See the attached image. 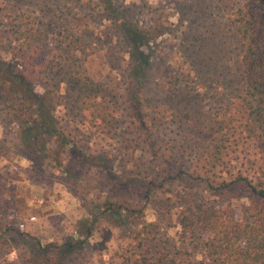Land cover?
<instances>
[{
    "label": "rangeland",
    "instance_id": "obj_1",
    "mask_svg": "<svg viewBox=\"0 0 264 264\" xmlns=\"http://www.w3.org/2000/svg\"><path fill=\"white\" fill-rule=\"evenodd\" d=\"M105 1L110 8L102 0H0V58L11 64L16 60L1 43L9 36L7 18L18 12L32 15L41 38V62L52 61L45 77L64 100L55 111L57 125L95 163L65 151L59 138L41 134L34 139L37 132L26 133L13 123L0 82V264L38 261L36 241L75 243L64 264H140L148 248L200 259L205 234L195 227L193 215L204 201H229L237 215L241 206L250 205L239 188L212 196L198 180L215 118L231 126L216 178L240 174L252 182L264 180V150L244 133L242 48L229 24L243 0ZM123 23L148 29L152 38L133 48L117 27ZM57 32L80 41L85 53L64 46L66 59L53 60ZM69 61H74L71 67ZM142 61L147 62L146 95L177 115L156 138L172 144L181 157L186 175L172 180L127 134L123 89ZM72 70L88 75L94 92L105 93L120 112L110 133L84 122L78 106L84 90L75 84ZM172 77L180 86L167 92L164 84Z\"/></svg>",
    "mask_w": 264,
    "mask_h": 264
},
{
    "label": "trees",
    "instance_id": "obj_2",
    "mask_svg": "<svg viewBox=\"0 0 264 264\" xmlns=\"http://www.w3.org/2000/svg\"><path fill=\"white\" fill-rule=\"evenodd\" d=\"M102 2L105 8H110L108 1ZM36 23L32 15L24 12L7 18L9 36L1 43L11 49L16 59L11 64L0 58L1 88L7 93L9 101L7 113L12 122L26 133L37 132L34 139H38L41 134L59 138L65 151L70 150L72 155H78L85 163L95 165L89 156L67 139L57 125L55 111L63 105L64 100L51 88L45 77L52 68V61L46 60L44 64L41 62V52L38 50L41 38ZM229 24L242 48L240 106L247 118L244 133L248 139L258 142L264 150V0H243L231 13ZM117 27L126 33L133 48H139L147 39L152 38L148 29H132L127 23L117 24ZM160 28L159 31H164L163 25ZM64 46H70L74 52L85 53V46L80 41L76 39L73 42L72 36L67 32H57L53 60L66 59L62 54ZM70 56L68 58H74ZM142 62L136 70L134 68L135 74L123 89L127 134L144 146L155 168L166 175L165 179L179 178L186 173L181 168L178 151L170 143L156 141L158 131L174 124L177 115L171 108L152 102L146 95L143 77L147 62ZM67 63L71 67L74 61ZM72 71L75 84L84 90L78 102L84 122L101 134L110 133L121 117L120 112L110 104L105 93L94 92L88 75ZM179 86L180 80L177 77H172L164 84L167 92H172ZM229 123L220 118L213 120L205 168L198 180L210 189L212 196L221 197L235 187L239 188L250 205L241 206L237 215L229 201H204L193 215L195 227L205 234L200 259L173 253L165 248H148L140 254V264H264V180L252 182L240 174L235 178H216V171L222 165L229 144ZM7 231L18 237L24 236L16 230ZM36 245L38 261L31 264H64V258L76 244L67 242L59 246L41 245L36 241Z\"/></svg>",
    "mask_w": 264,
    "mask_h": 264
},
{
    "label": "built area",
    "instance_id": "obj_3",
    "mask_svg": "<svg viewBox=\"0 0 264 264\" xmlns=\"http://www.w3.org/2000/svg\"><path fill=\"white\" fill-rule=\"evenodd\" d=\"M32 220H33V218H31V221H32ZM20 227H21V228H23V227H24V225H23V224H21V225H20Z\"/></svg>",
    "mask_w": 264,
    "mask_h": 264
}]
</instances>
